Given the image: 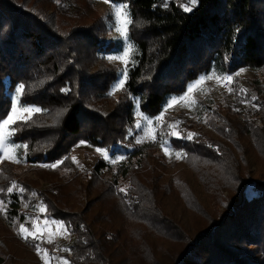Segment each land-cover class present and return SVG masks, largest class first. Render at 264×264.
I'll use <instances>...</instances> for the list:
<instances>
[{
	"label": "trees",
	"instance_id": "obj_1",
	"mask_svg": "<svg viewBox=\"0 0 264 264\" xmlns=\"http://www.w3.org/2000/svg\"><path fill=\"white\" fill-rule=\"evenodd\" d=\"M108 1L128 5L134 54L119 103L106 111L104 104L118 102L109 95L118 70L106 57L117 45L107 37L106 24L71 27L65 35L46 20L54 14L80 20L84 14L74 15L67 6L71 0H51L49 14L25 0H0V120L10 110L7 90L21 82L26 85L23 103L42 109L26 126L13 125V142L28 146L23 161H70L69 150L79 140L112 152L130 142L132 98H139V111L154 119L171 97L184 95L189 84L212 70L220 75L258 71L261 78L253 81L256 110L247 117L230 107L213 109L211 122L228 118L213 129L214 141L195 134L184 143L171 138L183 150L172 165L192 161L205 190H227L230 196L224 211L212 217L178 184L179 199L198 221L191 232L164 209L170 192L166 185L160 186L155 175L144 177L155 174L147 167L155 153L149 144L133 148L110 179H99L111 168L97 160L88 179L83 176L77 183L71 162L67 183L40 193L46 207L41 219L63 222L72 237L62 256L69 264H264V0H198L188 13L181 7L184 0ZM238 137L245 146L234 143ZM251 158L260 164L256 173L249 169ZM2 173L0 196L6 208L0 212V264H16L4 251L27 247L4 236L15 227L20 195L7 193ZM97 184L102 188L93 191ZM119 186H127L126 194ZM33 211L19 218H32Z\"/></svg>",
	"mask_w": 264,
	"mask_h": 264
},
{
	"label": "rangeland",
	"instance_id": "obj_2",
	"mask_svg": "<svg viewBox=\"0 0 264 264\" xmlns=\"http://www.w3.org/2000/svg\"><path fill=\"white\" fill-rule=\"evenodd\" d=\"M50 1L51 0H25V2L29 5L32 3L36 4L38 9L46 11L48 14L53 11ZM71 2L72 3H68L67 6H71L69 7L72 9V12H75L74 15L79 16L84 14V16L80 20H69L65 19L64 14H54L52 20H46L49 24V27L53 29L55 28L62 33L66 32V35L68 34V30L71 27L74 28L84 25L91 26L92 24L96 25L97 21L101 22L102 20V22L106 24V31H109L107 37L114 42L116 41L115 44L117 45L116 50L113 53L107 55V57L122 54L123 46L130 42L124 41L116 31L118 22L115 16V8L125 3L114 4L110 3L109 1L106 3L105 0H71ZM62 6L64 7V5ZM133 54L134 48L132 46L129 56L130 61H132ZM109 61L118 70V77L116 79L117 82L121 77V73L124 71V65L118 60ZM208 75H212L213 79H205L203 83H197V81L200 80V77L197 81L188 85V88L193 84L196 86L191 93H187L186 90V99H179L180 97L185 96V94L180 97H174L177 98V102L171 108H167V104L173 98L171 97V99L167 101L163 108V112L161 113L163 114L162 120L158 123L154 122L153 125L156 129V140L144 138L142 143H136L137 137L144 136L143 128L145 125L142 121L141 128H135V123L138 119L136 113L140 111L139 102H137L136 98H132L135 110V123L133 125L134 128L131 131V135H129L130 142H125L124 145L114 149L112 152L107 150L110 159L118 156H123L125 159L126 155L130 153L133 148H139L142 145L149 144L151 149L155 150V153L152 155L153 161L150 162L147 167L148 170L155 171V174H151L150 171L145 173L144 177L155 175L159 177L158 184L160 186H162V184L166 185V192H170L167 193L168 198L164 200V209L168 211V214L173 218L178 226L182 227L186 231L189 229L190 232L192 231V225L197 224L198 221L195 220V218V223L193 222V217L186 208L185 202L179 199L177 190L175 189V187L177 188L178 184H181L185 187L183 190H190L192 192V196L200 200L198 202L202 205V207H205V213L208 212V216L212 217H218V215L224 211L225 201L227 202L230 199V196H227V190L220 191V194H217L213 190H205L201 183L197 180V176H199L201 173L196 167L192 165V161L177 164L174 163L172 165L171 163L174 160H179L182 158L183 150H180V146H178L177 142H174L171 138H177V136L183 137L184 135L187 136L188 133H193L196 136H199V138L207 139L208 141H214L217 139V137L214 136L213 129L223 121L228 120V118L225 116H219L217 119L211 122V120L214 119V115L211 113L213 109L215 110L217 108L230 107L233 111L239 112V116L241 115L250 117L256 110V107H254L253 104V100L255 98L253 81L254 79L261 78L258 71H252L248 69H242L234 74H231L233 77L231 84H229L227 81H224L223 79H216L217 76L222 78L228 74L220 75L216 71L212 70ZM202 77H205V75ZM116 82L113 83L110 91ZM9 84V79L5 78L4 88L6 90L8 89ZM15 87L10 91L7 90L10 100L14 94ZM120 92L121 90H118L111 96H113L115 100H118L117 97ZM118 103L119 100L118 102L116 101L115 104H104L105 106H103V109L106 110V108H108L109 110H113ZM238 103L239 107L237 106V108H234V105ZM29 105L38 106L35 104ZM97 111L105 112L101 109H98ZM35 114L36 113H33V115ZM153 120L155 121V118ZM176 122L179 123L176 124L175 128L168 127L169 124H174ZM173 132H175L177 136L171 135ZM12 138L9 140V143H15L13 142ZM178 139L180 140L178 142L184 143V138ZM164 141H167L164 146L169 149V155H165L164 150L161 147V143ZM81 142V140L77 141L69 150L70 161H65L64 163L59 164L56 168L45 167L44 165L55 164L58 161H64V159L49 164L30 163L28 161H23L26 150L22 144H18L21 145V147L13 150L10 153V158L8 159L2 158L3 152L0 151V170L3 172L2 176L5 177L7 175V177H5L7 179L4 181L9 187H11L13 182H15L17 187L13 190V192L20 195L18 199L19 215L15 222V227L9 231V236L4 237L10 238L11 236V238L20 241L21 245H25L28 248H26V250L19 248L17 251H12L11 249H9V251H4V254L7 255V258L13 260L16 262V264H45V260H48V264H63V261L65 260V258L62 256V253L64 252L63 249H65V246H69L71 244L72 237L66 228L60 229L58 231L57 224H53L52 221L47 218L44 220L41 219V217L45 215L46 211L40 212L39 210V206L44 205L40 199V193L45 192L54 185H64L67 183L66 176L71 173L67 167L71 166V162L75 164V169L72 172L74 174L71 178L79 176L76 182L80 183L83 181V176H85L84 179H88V176L92 172V167L97 160H103L111 168L108 172L101 175V178H99L101 180L110 179L114 168L117 166V164H121V162L124 160L117 161L115 164L110 163V160L104 159L103 155L96 151L97 148H94L85 142ZM234 143L240 146H245L243 139L239 137ZM177 153L181 154V158H177ZM73 157H75V161L73 160ZM17 159L19 162H16ZM3 160H5L8 164H1ZM249 161V169L252 172H258L260 170L259 162H257L255 158H251ZM170 164L171 166H169ZM27 185H31L32 187L29 189ZM21 187L25 189L23 193H20L19 191ZM125 187L126 186H119V188L116 187V189L119 190L120 188ZM101 188L102 186L97 184L93 191H97ZM33 193H35V195H32ZM0 201H2L1 196ZM32 202L33 204H31ZM5 208L6 206L3 202V204L0 205V212H3ZM27 209H35V211H33L34 216L32 218L25 216V218H22L23 220L20 219V215L22 216L23 214L24 216V213L28 211ZM33 223H35V228L33 227ZM20 224H29L30 226L28 229L30 231L39 229L37 232L39 239L33 240L31 237L28 240L23 239L20 235H18ZM131 226L133 228L134 225L129 224V228H131ZM49 233L53 234L51 237V243L48 242ZM28 241L35 243V245H39L42 249V253L38 254L34 246H31L32 243ZM43 253H47V255L44 257V259H41V255H43ZM65 253L68 254L67 252Z\"/></svg>",
	"mask_w": 264,
	"mask_h": 264
},
{
	"label": "snow or ice",
	"instance_id": "obj_3",
	"mask_svg": "<svg viewBox=\"0 0 264 264\" xmlns=\"http://www.w3.org/2000/svg\"><path fill=\"white\" fill-rule=\"evenodd\" d=\"M105 2L107 3L108 0H105ZM198 4V0H184V2L181 4V7L183 8V11L188 13L191 12L193 10V8H195ZM128 5L127 4H122L120 6H117L115 8V16L117 18V27H116V31L119 33V36L124 40V41H129L130 37L128 36V31H129V25H131L133 23V21L131 19L128 18V13L126 11ZM237 32H239V29L236 30ZM132 46L130 43L126 44L125 46H123L122 48V54H117L114 56H108L106 57L109 60H118L120 62H122V64L124 65V71L121 73V77L118 79V81L114 84L112 90L109 92V95L114 94L116 91L118 90H124L125 86H126V81L128 78V66L130 65V63H132V61H130L129 56H130V52H131ZM211 80L213 79L212 75H206L205 77H201L199 81H197V83H203L204 80ZM217 80L223 79L224 81H227L229 84L232 83L233 81V77L232 75H225L222 78L220 76L216 77ZM196 85L193 84L191 86H189V88L187 89V93H191L194 89ZM25 90H26V85L24 83H18L17 86L15 87V91L13 96L11 97V109L10 111L7 113V117L0 120V151L3 152V157L4 159H8L10 158V153L15 150L18 149L19 147H21V145L15 144V143H9V140L15 136L16 134V129L13 128V125H16L18 127L20 126H26L28 124L29 121L32 120V115L33 113H40L42 111V109L38 106H34V105H25L22 101V97L25 95ZM61 91H70V89H62ZM243 91V90H241ZM187 93L185 94V96L180 97L179 99H186L187 98ZM137 102H139V98H136ZM177 102V98H173L171 99L168 104H167V108H171L175 103ZM64 111H67L66 109ZM138 119L136 120L135 123V128H141V122H144V128H143V133L144 136L143 137H137L136 138V143H142L144 138H149L151 140H156V129L153 126L154 122L158 123L162 120V115H158L157 117H155V121L153 120V118L147 117L145 116L144 113L142 112H137L136 113ZM179 122H176L174 124H169L168 127L169 128H175L176 124H178ZM131 129H129V135H131ZM171 135L177 136V134L175 132L171 133ZM194 134L193 133H188L186 137H182V136H177V138H186V139H193ZM83 143V141L81 142ZM167 143V141H164L161 143V147L164 150L165 155H169V149L167 147H165L164 145ZM23 147L27 148V145H23ZM96 151L98 153H101L104 157V159L106 160H110V163L115 164L117 161H121L124 159L123 156H118L115 158L110 159L109 155H108V151L105 149H100L97 148ZM177 158H181V154L177 153ZM73 160L75 161V157H73ZM16 162H19L18 159ZM63 161H58L55 164H51V165H44L45 167H51V168H56L58 167L59 164H62ZM17 187V185L15 184V182H13L11 187L7 188V193L11 194L13 193V190ZM126 188H120L119 191L121 193H125L126 194ZM20 193H23L25 191V189L23 187H21L19 189ZM32 195H35V193H33ZM3 202L0 201V205H2ZM39 210L40 212H45L46 211V207L44 205H40L39 206ZM53 224H57L58 225V231L60 229H65L66 226L63 224V222H56V221H52ZM33 227L35 228V223H33ZM39 231V229H36L34 231H30L28 228L25 227L24 224H20L19 225V231H18V235H20L23 239L28 240L30 237L35 240V239H39V237L37 236V232ZM52 233H49V240L48 242L51 243V237H52ZM36 251L38 254L42 253V249L40 248L39 245H36ZM64 251H68V249H63ZM47 255V253H43V255H41V259H44V257ZM45 264H48V260H45ZM63 264H69V262L67 260L63 261Z\"/></svg>",
	"mask_w": 264,
	"mask_h": 264
},
{
	"label": "built area",
	"instance_id": "obj_4",
	"mask_svg": "<svg viewBox=\"0 0 264 264\" xmlns=\"http://www.w3.org/2000/svg\"><path fill=\"white\" fill-rule=\"evenodd\" d=\"M47 223H49V222H47Z\"/></svg>",
	"mask_w": 264,
	"mask_h": 264
}]
</instances>
